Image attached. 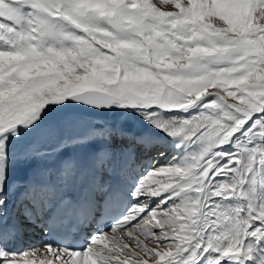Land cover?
<instances>
[{
	"label": "snow or ice",
	"instance_id": "1",
	"mask_svg": "<svg viewBox=\"0 0 264 264\" xmlns=\"http://www.w3.org/2000/svg\"><path fill=\"white\" fill-rule=\"evenodd\" d=\"M0 264H264V0H0Z\"/></svg>",
	"mask_w": 264,
	"mask_h": 264
},
{
	"label": "bare ground",
	"instance_id": "2",
	"mask_svg": "<svg viewBox=\"0 0 264 264\" xmlns=\"http://www.w3.org/2000/svg\"><path fill=\"white\" fill-rule=\"evenodd\" d=\"M37 240L39 239V237L36 238Z\"/></svg>",
	"mask_w": 264,
	"mask_h": 264
}]
</instances>
